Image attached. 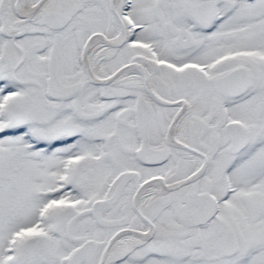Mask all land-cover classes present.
Instances as JSON below:
<instances>
[{
  "label": "snow or ice",
  "instance_id": "1",
  "mask_svg": "<svg viewBox=\"0 0 264 264\" xmlns=\"http://www.w3.org/2000/svg\"><path fill=\"white\" fill-rule=\"evenodd\" d=\"M0 264H264V0H0Z\"/></svg>",
  "mask_w": 264,
  "mask_h": 264
}]
</instances>
